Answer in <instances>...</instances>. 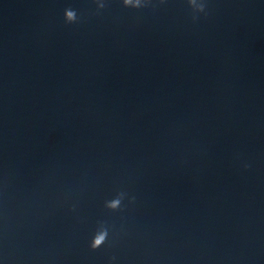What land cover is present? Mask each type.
Returning a JSON list of instances; mask_svg holds the SVG:
<instances>
[{
    "label": "water",
    "instance_id": "obj_1",
    "mask_svg": "<svg viewBox=\"0 0 264 264\" xmlns=\"http://www.w3.org/2000/svg\"><path fill=\"white\" fill-rule=\"evenodd\" d=\"M0 264H264V0H0Z\"/></svg>",
    "mask_w": 264,
    "mask_h": 264
},
{
    "label": "clouds",
    "instance_id": "obj_2",
    "mask_svg": "<svg viewBox=\"0 0 264 264\" xmlns=\"http://www.w3.org/2000/svg\"><path fill=\"white\" fill-rule=\"evenodd\" d=\"M68 16H69V18H72V16H73V13H71V12H70V13H68ZM112 206L114 207V206H115V204H113ZM102 240H103V236H100V237H98V238H97V240L95 241V244H96V245H98L99 243H101V242H102Z\"/></svg>",
    "mask_w": 264,
    "mask_h": 264
}]
</instances>
